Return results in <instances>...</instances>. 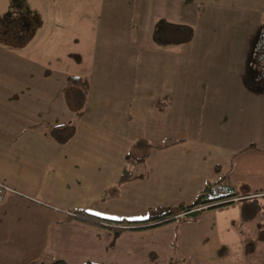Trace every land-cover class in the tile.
I'll use <instances>...</instances> for the list:
<instances>
[{
  "label": "crops",
  "instance_id": "1",
  "mask_svg": "<svg viewBox=\"0 0 264 264\" xmlns=\"http://www.w3.org/2000/svg\"><path fill=\"white\" fill-rule=\"evenodd\" d=\"M71 1H28L52 23L37 37L28 23L25 38L2 35L0 21V182L12 189L0 204V264H202L195 256L230 206L148 227L121 221L190 205L227 172L240 195L264 191L263 59L248 70L264 0H90L89 32L57 19L78 13ZM70 75L88 86L79 114L65 102ZM68 123L66 141L49 135ZM166 140L176 142L150 146ZM124 168L133 178L119 182ZM252 219L240 210V226Z\"/></svg>",
  "mask_w": 264,
  "mask_h": 264
},
{
  "label": "trees",
  "instance_id": "2",
  "mask_svg": "<svg viewBox=\"0 0 264 264\" xmlns=\"http://www.w3.org/2000/svg\"><path fill=\"white\" fill-rule=\"evenodd\" d=\"M159 24L158 22L155 25L154 29V39L157 42H160L158 36L159 33ZM163 25V24H162ZM174 27L172 25H169ZM178 28L179 33H185L188 31L189 37L191 35L192 29L185 25H175ZM181 31V32H180ZM183 38H180L181 41H185ZM263 59L264 61V25H262L255 38L253 39V44L251 48V53L249 54L248 58V70L249 73H254L252 62L256 63V60ZM260 69L263 73L264 71V63L260 65ZM253 70V71H252ZM252 75V74H251ZM264 74H262V77ZM250 80L245 78L246 85L251 87L249 83ZM264 84V83H263ZM88 86L85 80L80 76L70 75L67 79V83L64 89V96L65 102L67 106L74 111L75 113L79 114L84 107L86 95H87ZM75 131L74 123L62 124L58 126H54L49 129V135L56 139L59 142L66 141L69 137L73 135ZM176 141L166 140L162 143L150 144L152 147L156 148H164L167 147ZM133 178L128 172L126 168L123 169L120 177L119 182H123ZM264 191L255 192L251 196L242 197L240 193L236 190L235 186L229 180V172L221 175L219 179L215 181H208L206 182L204 188L197 194L195 199L190 205H179L177 207H166V206H156L150 208L146 218L139 220V221H121L126 222L130 225H142L141 227L145 226H153L158 225L161 223L168 222L170 220L175 219V217L181 213H184L182 216H191L195 217L197 214L205 208H225L229 206H233L236 203L240 204L241 210V218L242 220H249L255 217L257 214L263 215L264 214ZM237 199L238 201H234ZM75 216L86 217L90 219H98L100 218L95 217L91 214H88L85 211H76ZM259 238L264 242V220L260 225V233ZM44 264V263H40ZM49 264H69L63 260H56ZM85 264H98L93 262H86ZM172 264V262H169Z\"/></svg>",
  "mask_w": 264,
  "mask_h": 264
},
{
  "label": "rangeland",
  "instance_id": "3",
  "mask_svg": "<svg viewBox=\"0 0 264 264\" xmlns=\"http://www.w3.org/2000/svg\"><path fill=\"white\" fill-rule=\"evenodd\" d=\"M28 1L30 0H13L11 2L9 0H3L2 2L0 1V6L2 8V10H0V21L2 22L0 23L3 25L1 27L2 35L4 34V32H6L9 34L7 36H10V34L14 32L17 36H23V38H25L27 29L32 26V29H34V31H32V35L35 34V37H37L38 33L35 29H41V26H44L46 30L51 29L52 23H50L49 25L48 23H45V20L43 22L41 18L37 17V13L35 14L36 9L40 7V5L36 4V8L31 10L30 8H28ZM54 1L57 2V0ZM94 3L95 1H92L91 5L90 0H79L76 2L71 1V7L68 6L66 9H74L75 12L78 13L74 16H71L70 18L62 19L61 17H58L57 19H59L60 21H66L67 19V23H70L73 28L69 29L68 24H65V29L89 32V28H91L94 22L96 9L98 8V6L95 7ZM27 23L29 27L26 28ZM61 23L64 24L63 22ZM54 34L56 33L54 32ZM46 35L52 36L53 34L47 32ZM87 37L88 35L85 34V36H83L82 38V41L84 42L82 48L83 46H85L86 48L89 47L87 46V43L89 42L88 40H86ZM85 67L87 66L83 64L80 67L82 70H78V72L84 73L83 70H85ZM248 195L249 194L246 193L241 194L242 197H247ZM234 201L237 202L238 200L234 199ZM209 214L216 216L214 213ZM205 216L207 219L211 218L210 215ZM263 220L264 214L260 216L257 214L251 221L246 223V225L240 226L239 206H230L227 211H223V213L219 215L218 220L216 221L218 227L217 241L212 240L208 242L209 245L207 247L206 254L204 256H201L200 258L198 256H195L197 261H200V259L202 258V264H249V260H252V258H250V256L248 255L249 250L253 249L254 251L252 253L255 254L254 256H256L257 261H253L252 264H255L256 262V264H264V259H262L264 255V245L260 240H258L260 232L259 228ZM201 224L203 226H206L205 221L201 222ZM235 226H237L236 233H234ZM222 227H225L224 231L219 230V228ZM220 237L222 238V240H219ZM216 244H218L219 246L217 247ZM220 246L224 247L223 250L225 252L221 253V251H219Z\"/></svg>",
  "mask_w": 264,
  "mask_h": 264
},
{
  "label": "built area",
  "instance_id": "4",
  "mask_svg": "<svg viewBox=\"0 0 264 264\" xmlns=\"http://www.w3.org/2000/svg\"><path fill=\"white\" fill-rule=\"evenodd\" d=\"M9 191H12V189L9 187V186H7L6 184H4V183H2V182H0V204L3 202V200H4V196H5V194L7 193V192H9ZM264 194V193H263ZM184 213H181V214H179V215H183ZM179 215H177V216H179Z\"/></svg>",
  "mask_w": 264,
  "mask_h": 264
}]
</instances>
